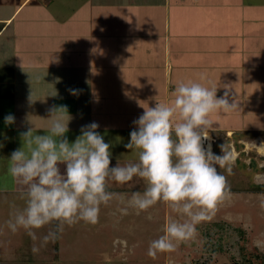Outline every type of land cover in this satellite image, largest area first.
I'll list each match as a JSON object with an SVG mask.
<instances>
[{"label":"crops","instance_id":"0c3cea01","mask_svg":"<svg viewBox=\"0 0 264 264\" xmlns=\"http://www.w3.org/2000/svg\"><path fill=\"white\" fill-rule=\"evenodd\" d=\"M213 4L218 10L213 13L215 18L209 17L210 21L227 26L232 35L238 37L225 47L227 56L222 55L218 47V54L222 56H215V65L221 69H241L243 80L245 74L248 75L245 93L240 97L237 93L229 94L228 99L230 103H237L241 111L237 116L253 117L251 123L235 126L222 122L220 128L228 139L239 128L242 129L240 134L247 137L249 131H264V125L257 123L259 117H264V98L249 89L252 81L260 84L264 80V0H215L212 5H208L207 0H0V206L10 209L18 206L16 197L22 196L20 187L7 172L12 151L22 146L19 133L33 127L34 132L45 134L50 118L48 109L53 105L66 107L69 131L65 135L70 143L80 135L83 125L96 122L97 131L106 143L113 142L112 135H118L120 142L127 144L130 132L136 127L133 120L144 111L141 105L154 107L157 102L170 103L174 98L176 83L172 87L170 82L175 69L172 54L179 46L178 34L187 33L180 28L175 34L171 23L178 14H191L195 9L196 13L208 8L210 11ZM156 15L162 19L164 30L161 33L153 31L149 25ZM204 16L201 15L202 23ZM128 22L131 23L126 26ZM156 34L163 37V44L158 49L160 55L155 57L157 64L153 66V60L143 63L139 55L143 52L144 56ZM160 61L166 71L157 80L158 94L137 92L135 86L146 84L144 75H155ZM82 71L94 82L93 93L89 96L66 93V80L74 83L75 76H80ZM188 74V70H184L176 82H187ZM167 84L171 87L169 92L165 89ZM125 85L134 88H121ZM224 93L219 91L216 95L220 97ZM30 95L33 101L29 100ZM85 96L86 103L82 104L81 97ZM8 114L15 117L11 125L4 122ZM214 131L208 129L210 141L207 143L214 144ZM111 154V166L136 162L133 150L125 148ZM63 168L61 165L62 171ZM145 187L146 182L139 177L125 184L108 180V190L117 196L108 205H101V210L117 216L121 208H131L128 201L132 194H142ZM112 202H118L115 205L119 204V208ZM13 211L15 209L11 213ZM81 223L83 221L67 226L68 231L90 227ZM34 242L38 245L39 241ZM3 253L0 252V261L12 260L10 254ZM17 257L25 259L18 254ZM37 257L45 258L38 255L27 261ZM66 259L64 256L63 260ZM54 260L60 264L59 257Z\"/></svg>","mask_w":264,"mask_h":264},{"label":"clouds","instance_id":"9594fccd","mask_svg":"<svg viewBox=\"0 0 264 264\" xmlns=\"http://www.w3.org/2000/svg\"><path fill=\"white\" fill-rule=\"evenodd\" d=\"M199 81L176 83L170 103L141 105L144 111L133 120L136 127L124 145L135 152L136 162L124 166H111V145L97 131L98 123L83 125L70 143L65 135L69 131L66 107L51 106L45 134L34 132L33 127L19 133L22 146L8 158V175L20 187L25 205L11 213L7 227L13 233L22 228L35 241L36 230L55 222L42 238L45 244L55 242L65 225L99 222L101 205L117 196L108 190V180L125 184L139 177L146 187L142 194H132L128 207L139 214L163 202L186 217L166 221L164 234L150 241L147 255L156 258L158 253L175 251L179 242L194 239L197 225L211 220L231 196L227 177L217 166L231 175L232 152L226 144L220 145L221 155L213 153L211 142L204 146V141H210L208 129L216 122L211 115L238 109L235 101L229 102L227 91L217 97V87L208 86L206 74L201 73ZM29 100L33 101L31 95ZM4 122L13 124L14 115H6ZM259 206L264 209V198ZM120 211L128 214L127 207Z\"/></svg>","mask_w":264,"mask_h":264},{"label":"rangeland","instance_id":"374dc122","mask_svg":"<svg viewBox=\"0 0 264 264\" xmlns=\"http://www.w3.org/2000/svg\"><path fill=\"white\" fill-rule=\"evenodd\" d=\"M207 1L208 5L215 2V0ZM208 10L209 8L196 13L195 9L191 14L188 12L187 14H178L173 24L171 23L172 30L175 27V34L178 33V29L183 28L187 35L180 36L178 34L176 37L179 46L172 54L175 69L170 82L173 87L177 83V78L183 75L184 70L189 72L187 81L200 82L199 75L204 73L207 81L210 82L208 86L215 85L217 92L227 91L230 95L237 93L240 97L241 93H245V88L249 84L246 83L248 75L245 74L244 82L241 69L235 70L226 67L221 69L219 65H215L218 47L223 52L222 55L227 56L228 52L225 47L237 41L238 37H234L227 26L221 27L218 25V21H210L213 13L218 10L215 4L210 11ZM201 15H205L203 23ZM161 21L162 19L158 15L153 21H149L153 31L161 33L164 30ZM129 23L131 22H128L126 26H129ZM162 39L163 37L156 34L149 44L148 50L150 49V51H145L144 56L143 52L140 53L139 56L143 63L153 60V66L157 64L158 60L155 57L157 54L160 55L158 49L163 44ZM124 54L127 53L124 52ZM222 55L218 54V56ZM211 59H213L212 62ZM161 63V61L158 62V65ZM163 71L164 66L161 64L159 68H156L155 75L148 73L144 75V78L147 79L143 78L142 80L146 84L136 85V91L144 90L149 94H158L159 89L156 87L159 83L157 80L161 79L166 70ZM151 72L153 73L154 69H151ZM153 80L155 81L153 82ZM263 82L264 80L258 84L252 81L249 88L251 93H254V90L257 91L259 98H264ZM121 88L130 90L134 86L125 85ZM170 88L169 84L165 87L168 92ZM74 89L82 96H89L93 93L94 82L89 79L88 73L85 75L82 71L80 76H75L74 83L66 80L64 91L71 94L70 90ZM86 96L81 97L82 104L86 103ZM262 108L264 109V105ZM238 111L240 110L237 109L228 114L214 112L211 115V118L216 121L212 127L216 130L214 131L216 135L213 137L217 138L214 137L213 149L215 153L222 154L220 145L223 144H226L232 152V174L229 175L225 169H219L218 166L217 168L227 177L228 184L233 191L230 198L218 206L211 220L197 225L194 239L179 242L175 251L158 253L156 258L147 255L150 241L164 234L163 229L166 221L186 219V217L173 212L165 203L158 202L139 214L134 209L128 208V214L118 213L117 216L102 211L100 207L97 224H90L88 229L74 228L73 232H69L65 225L59 239L45 244L42 242V238L49 229L55 227V222H53V224L36 230L37 239L35 241H39L36 245L24 229H18L13 233L7 227L6 222L11 218V210L22 209L25 205V200L20 196L16 197L15 201L18 206H11V209L0 206V252L10 254L12 257L11 261H7L8 258L0 261V264H56L54 260L56 257H59L60 264H250L251 261L255 264H264V209L259 206L260 200L264 198V191H254L249 188L251 185H264V137H251L250 135L245 137L244 134H240L242 129L239 127L229 139L224 137L225 133L220 128L223 127L222 122L239 126L241 123L253 121L251 115L249 117L237 116L236 114H240L237 113ZM131 114L128 112V115ZM257 123L263 126L264 117H259ZM117 136H111L113 137L111 140L113 142L110 143L112 153L125 149L126 143H121ZM240 138L243 141L239 140ZM10 201L13 199L11 198ZM112 203L115 205L118 202ZM119 206L118 204L116 207L119 208ZM149 217L151 218L149 219ZM78 224L80 222L73 226ZM241 230L244 231L243 234L240 232ZM257 241L260 242L261 247H257ZM34 247L39 250L34 252ZM17 254L24 256L25 259L18 258ZM38 255L45 256V258L37 257L33 261H27L32 260L30 257L34 258ZM64 256L67 257L66 260H63Z\"/></svg>","mask_w":264,"mask_h":264},{"label":"trees","instance_id":"16d2710c","mask_svg":"<svg viewBox=\"0 0 264 264\" xmlns=\"http://www.w3.org/2000/svg\"><path fill=\"white\" fill-rule=\"evenodd\" d=\"M248 135H250L251 137H259V136H264V131H249L248 132ZM244 166H246L245 164H243ZM249 188L251 189V190H254V191H258V190H260V191H264V185L262 184H258V185H251V186H249ZM249 189V190H250ZM233 190H231V192H232ZM242 234L244 233V231H240ZM242 249H244V247H242ZM258 257V256H257ZM250 264H255L254 262H250Z\"/></svg>","mask_w":264,"mask_h":264},{"label":"bare ground","instance_id":"6f19581e","mask_svg":"<svg viewBox=\"0 0 264 264\" xmlns=\"http://www.w3.org/2000/svg\"><path fill=\"white\" fill-rule=\"evenodd\" d=\"M208 143H209V142H208ZM208 143H207L206 141H204V146L207 147V144H208ZM211 145H212V151H213V153H215V151H214V149H213V145H214L213 142H211Z\"/></svg>","mask_w":264,"mask_h":264}]
</instances>
